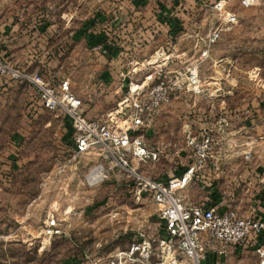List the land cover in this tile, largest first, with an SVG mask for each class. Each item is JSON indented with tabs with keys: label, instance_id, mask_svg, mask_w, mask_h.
I'll return each instance as SVG.
<instances>
[{
	"label": "rangeland",
	"instance_id": "rangeland-1",
	"mask_svg": "<svg viewBox=\"0 0 264 264\" xmlns=\"http://www.w3.org/2000/svg\"><path fill=\"white\" fill-rule=\"evenodd\" d=\"M142 1L0 0V63L56 82L68 75L84 114L123 125L130 111L118 106L124 94L116 89L162 62L171 74L196 69L200 90H176L134 132L158 154L132 166L155 179L182 175L195 163L189 139L212 137L210 157L182 193L247 205L264 189V0H225L237 17L231 25L213 10L218 0ZM211 29L217 34L206 45ZM147 57L152 64L135 62ZM68 125L32 85L0 79V264H106L135 234H162L158 205L137 197L138 184L119 177L99 149L76 155ZM98 166L105 178L89 185ZM51 214L64 231L53 238L42 233ZM225 264L256 260L236 251Z\"/></svg>",
	"mask_w": 264,
	"mask_h": 264
},
{
	"label": "built area",
	"instance_id": "built-area-1",
	"mask_svg": "<svg viewBox=\"0 0 264 264\" xmlns=\"http://www.w3.org/2000/svg\"><path fill=\"white\" fill-rule=\"evenodd\" d=\"M254 1L258 0H240V4L247 7ZM225 6V0H218L213 4V10L226 24L236 23L235 13ZM216 34L217 30L211 29L206 45L214 42ZM92 49L103 52L101 45ZM207 52L205 49L201 55L205 56ZM145 64H152V61L147 59ZM5 76L29 83L48 111L67 117L76 155L99 149L103 158L111 159L110 168H116L119 177H128L138 184L137 197L145 193L158 205L162 234L143 241L135 234L127 248L118 251L106 264H225L227 255L236 251L250 252L256 264H264V189L258 198L244 206L241 202L222 206L220 200L210 198L192 203L183 197L182 190L193 178L196 168L210 157L212 137H206L200 143L195 137L190 138L188 143L194 149L195 163L182 175L166 181L142 175L132 166L135 158L153 159L158 154L148 149L134 132L144 126L147 116L168 102L176 90H200L196 69L185 76L171 74L166 63L162 62L142 82L129 81L124 97L117 103L123 110L130 111L124 125L117 123L116 116L103 120L86 117L83 102L71 91L67 80L55 84L38 72L14 69L0 63V79ZM101 168L100 179L89 178V173V185L105 178V168ZM262 175L261 182H264V169ZM63 232L59 219L49 215L44 221L43 235L53 238ZM169 254L173 258L170 259Z\"/></svg>",
	"mask_w": 264,
	"mask_h": 264
},
{
	"label": "crops",
	"instance_id": "crops-1",
	"mask_svg": "<svg viewBox=\"0 0 264 264\" xmlns=\"http://www.w3.org/2000/svg\"><path fill=\"white\" fill-rule=\"evenodd\" d=\"M140 1H142V0H139V2ZM143 2V1H142ZM132 30V28L130 29V31ZM160 30V29H159ZM130 31L128 30V32H129V34H130ZM133 32V31H132ZM153 32H154V35H150V37L153 39L154 37H155V33H156V30H153ZM158 32V31H157ZM149 33V32H148ZM131 42H132V40H130ZM139 40H137V39H133V42H135L136 44L137 43H139L138 42ZM148 59V57L147 58H145V59H143V60H141L140 62H137V61H135L136 63H143V61L145 62L146 60ZM169 59H170V57H167V55H164V56H162V57H160V60H161V62L162 61H169ZM136 63H134V64H136ZM41 75H43V74H41ZM100 75V77L101 78H103L102 77V75H103V73H100L99 74ZM44 76V75H43ZM44 77H46V76H44ZM47 79H49L48 77H46ZM63 80H67L68 81V84H69V86H70V89H71V83L69 82L70 80H69V78H68V75H65L64 76V78H62ZM50 81H52L53 83H55V84H58V83H60L61 81H63V80H61L60 82H56V81H54L53 79H49ZM97 87L99 86L98 85V83L97 84H95ZM125 91H126V89L125 90H123L122 88H120V89H116V93H122V95L123 94H125ZM82 95V94H81ZM84 105V104H83ZM84 109V108H83ZM85 112V111H84ZM85 116L86 117H88L86 114H85ZM88 118H92V117H88ZM172 175L171 174H168V175H162L161 177H157L158 179L160 178V179H168V178H170ZM156 178V179H157ZM183 191V190H182ZM198 192H199V189H198ZM183 194V197L185 198V200H187V201H189V202H192V203H198V202H200V201H202V200H204L205 198H208V197H204V198H201V199H199V200H197V201H195V200H193V199H191V198H189V197H187V195L185 194V193H182ZM211 199H215V197L213 198H211ZM216 200V199H215Z\"/></svg>",
	"mask_w": 264,
	"mask_h": 264
},
{
	"label": "bare ground",
	"instance_id": "bare-ground-1",
	"mask_svg": "<svg viewBox=\"0 0 264 264\" xmlns=\"http://www.w3.org/2000/svg\"><path fill=\"white\" fill-rule=\"evenodd\" d=\"M102 168H101V166H98V167H95L93 170H91V172H90V177L89 178H94V179H100L101 177H102ZM170 259L171 258H173V257H171V255L169 254V256H168Z\"/></svg>",
	"mask_w": 264,
	"mask_h": 264
}]
</instances>
